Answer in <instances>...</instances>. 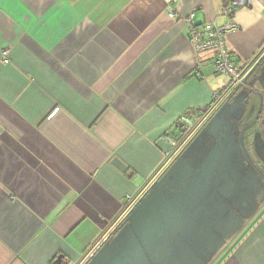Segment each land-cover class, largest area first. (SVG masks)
Masks as SVG:
<instances>
[{"label":"crops","instance_id":"1","mask_svg":"<svg viewBox=\"0 0 264 264\" xmlns=\"http://www.w3.org/2000/svg\"><path fill=\"white\" fill-rule=\"evenodd\" d=\"M189 19L234 25L251 71L172 158L230 83ZM263 46L264 0H0V264H128L114 244L142 242L154 210L130 215L156 183L178 229L137 264H264Z\"/></svg>","mask_w":264,"mask_h":264},{"label":"built area","instance_id":"2","mask_svg":"<svg viewBox=\"0 0 264 264\" xmlns=\"http://www.w3.org/2000/svg\"><path fill=\"white\" fill-rule=\"evenodd\" d=\"M171 2L172 0H167ZM224 12L229 13L231 16L234 14L233 9L224 10ZM174 13H171L170 16L174 17ZM190 31H191V42L195 49L196 55L199 60L209 59L212 60L215 70L218 74L227 75L229 77L230 83L227 88L219 95L216 96L212 104L202 110L201 120L199 124L195 127H192L191 122L186 119L184 123L191 127V132L185 138L183 142L178 141L174 137H168L167 140L170 144L172 150V158L176 157L181 151L182 147L193 137L195 130L203 126L210 116L216 112L219 106L224 102L232 89L236 86L244 83L245 78L249 75L251 69L241 70L236 67L231 59L230 53L226 48L225 35L228 30L234 28V25L228 24L226 27H216L215 25H207L202 30H199L196 27L191 19H189ZM2 62L9 63V50L2 51ZM56 112V111H55ZM188 127V128H189ZM128 208L132 206L135 202L132 201V198H128Z\"/></svg>","mask_w":264,"mask_h":264},{"label":"rangeland","instance_id":"3","mask_svg":"<svg viewBox=\"0 0 264 264\" xmlns=\"http://www.w3.org/2000/svg\"><path fill=\"white\" fill-rule=\"evenodd\" d=\"M227 78H229L227 75H223ZM159 186L158 183H156L155 185H153L151 187V189L148 191L147 193V197L150 195V192L151 190H153L155 187ZM155 195V194H154ZM170 193H169V198H170ZM147 197L143 198V200L145 201L147 199ZM143 201V202H144ZM159 206H163L161 204H159ZM158 211V210H157ZM161 213H159V211L157 212L156 214V211H155V215L156 217H161L163 216L164 218H168L169 221H168V226L170 227V229H172L174 226L176 229H178V225L176 224V222L173 221V215H172V212L170 210H166L165 209H161ZM182 214V211L181 213ZM183 217L187 218L186 215H183ZM151 218V217H150ZM150 222H151V219H150ZM182 225V224H181ZM181 225H180V228H181ZM190 224L186 227H184V230L185 232L187 233H190V235H194V238L197 239L196 242H205V239L204 237H202V241L199 240L200 239V235H201V231H194L193 228H190ZM143 229V233L144 235L142 234L141 237H142V242H138L136 243L135 246H132V247H128L127 248V256L131 259V261L133 262V264H137L140 260L141 257H151L147 251L148 249V246L149 244H153L152 242H170V240L172 239L171 235L169 234V230L167 228H164V227H160V223L158 221V219L156 218L155 219V223L152 224L150 223V225L147 227V228H142ZM137 230L133 228V232L135 233ZM142 231L139 230L138 233L140 234ZM213 234H217V237L215 236L216 238V241L215 242H209V240H206V242L209 244V245H214L216 244V242H218L217 240H222L224 239V237L222 236L223 234H221L220 232H211ZM184 239V238H183ZM184 242H188V241H184ZM222 242V241H221ZM145 247L144 249H146V252L145 250L143 249V247ZM156 254H153V256H155ZM164 257V256H163ZM158 257H156L155 259H157ZM163 259V258H162ZM203 264H205V262H203Z\"/></svg>","mask_w":264,"mask_h":264},{"label":"water","instance_id":"4","mask_svg":"<svg viewBox=\"0 0 264 264\" xmlns=\"http://www.w3.org/2000/svg\"><path fill=\"white\" fill-rule=\"evenodd\" d=\"M244 82H246V79L244 80ZM167 145V147L169 148L170 146H169V144H166ZM216 155H214V156H212V162H215V159H214V157H215ZM113 164H114V166H116L120 171H126V166L119 160V159H114V161L112 162ZM159 184V183H158ZM160 187H162L160 184H159V186H157V187H155L153 190H151V192H150V196H148L147 198H149L148 200L146 199L145 201L144 200H142L139 204H138V206L131 212V215L130 216H132V215H134L140 208H141V206L143 207V210L145 211V212H147V213H150L151 214V211L152 210H154V213H153V215L154 216H156L155 215V211H156V214H157V210L159 209V208H157V210H155V208H152V205L154 206V204H155V202H156V200H155V197L153 196V194L156 192V190L157 189H159ZM163 188V187H162ZM156 194V193H155ZM158 194V193H157ZM153 196V197H152ZM144 201V202H143ZM170 201V204H171V199L169 200ZM199 202L197 201V204H198ZM177 203H176V205H175V209L177 208ZM178 209V208H177ZM183 212V211H182ZM143 213V212H142ZM147 217V216H146ZM149 217H150V215H149ZM143 219H144V216H143ZM153 219V221H155V219H156V217H154V218H152ZM166 219H167V221H166ZM164 220H165V222H163V219H160L159 220V223H160V227H164V228H166V224L168 223V218H164ZM164 225V226H163ZM168 229V228H167ZM125 233L126 232H123V234L125 235ZM169 234H170V232H169ZM171 235V234H170ZM126 236V235H125ZM129 236H126V237H124V236H122V238L124 239H122V238H118L117 239V241H115V242H133L131 239H129L128 238ZM172 237V236H171ZM126 239H128V240H126ZM134 240V239H133ZM135 241V240H134ZM136 242H139V240H136ZM130 245H126L125 246V248L123 247V246H121V244L120 243H115L114 244V248L116 249V250H114L115 251V254L116 255H114L115 256V258H116V260H118V261H122V262H124V261H127V263L128 264H133V262L131 261V259L127 256V248L129 247ZM131 247V246H130ZM62 262H63V256H60V257H58V259L56 260V262H55V264H62Z\"/></svg>","mask_w":264,"mask_h":264},{"label":"trees","instance_id":"5","mask_svg":"<svg viewBox=\"0 0 264 264\" xmlns=\"http://www.w3.org/2000/svg\"><path fill=\"white\" fill-rule=\"evenodd\" d=\"M263 47H264V46H263ZM262 49H264V48H262ZM262 49H261V50H262ZM263 53H264V50L260 53V55L258 56L257 60L260 58V56H261ZM257 60H256V61H257ZM262 61H263V60H262ZM262 61H261V62H262ZM257 67H258V66H257ZM186 127H187V126H186ZM186 127H185V128H186Z\"/></svg>","mask_w":264,"mask_h":264}]
</instances>
